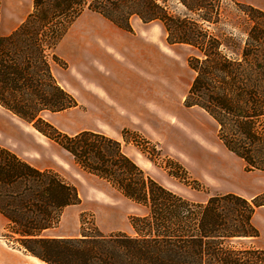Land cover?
Wrapping results in <instances>:
<instances>
[{
	"label": "trees",
	"instance_id": "obj_1",
	"mask_svg": "<svg viewBox=\"0 0 264 264\" xmlns=\"http://www.w3.org/2000/svg\"><path fill=\"white\" fill-rule=\"evenodd\" d=\"M231 1L248 22L243 35H219L202 26L221 20L223 0H179L188 11H205L198 19L171 14L167 0H55L51 5L34 0L26 20L0 36V106L32 123L80 169L147 212L131 217L132 235L97 230L78 237L44 236V230L58 225L64 208L81 202L78 189L57 171L38 169L0 145V212L9 221L4 238L17 237L27 253L46 264H264V249L235 243L260 236L253 217L264 206V193L248 199L230 192L192 201L154 179L123 151L120 141L91 130L70 135L44 118L46 112L78 104L52 71L54 63L66 66L55 49L69 25L90 9L133 31L131 17L137 16L144 23H161L170 44L196 52L188 57L195 75L185 105L214 119L219 139L247 171L264 172V11ZM57 20L60 26L43 43V30ZM44 44L50 47V60V53L43 55ZM122 136L155 162L158 151L151 141L129 129ZM172 161H166L168 173L186 180Z\"/></svg>",
	"mask_w": 264,
	"mask_h": 264
},
{
	"label": "rangeland",
	"instance_id": "obj_2",
	"mask_svg": "<svg viewBox=\"0 0 264 264\" xmlns=\"http://www.w3.org/2000/svg\"><path fill=\"white\" fill-rule=\"evenodd\" d=\"M54 1L45 0L50 5ZM238 1L250 3V0ZM74 4V7L77 8L78 3L75 2ZM167 10L173 15H186L195 19H198V14L205 12L203 10L196 13L188 11L179 0H167ZM219 12L221 13V20L218 23L212 25L202 23V26L219 35L222 32L241 35L248 27L245 15L240 12L233 1L223 0L222 9ZM213 16H216L214 12ZM59 21L57 20L43 30L44 32L41 34L43 43L52 39V30H56L60 26ZM144 28L151 42L160 47L163 59L161 66H156V69H141L143 71L141 75L147 83L153 80L155 84L160 83L161 85V89L156 94L157 98L153 102L156 112L163 116L162 119H168L171 117L164 116V114L170 110L175 114L177 120L173 122L172 130H161L158 124L152 123H146L144 125L145 130H137L140 136L151 141L150 147H156L158 155L154 158L156 159L155 162L132 143L124 145L125 152L159 183L192 201L204 202L211 195L227 192L239 193L250 198V194L257 190L256 186H264L262 182L264 181V173L247 171L242 160L230 152L219 139V126L214 119L197 106L185 105V96L195 75L188 65V57L195 55L196 52L188 45L170 44L167 41L163 25L159 22H152L145 25ZM44 49L46 51L43 52V55L47 57V54L50 53L48 56L50 60V47L44 44ZM55 74L63 83L64 80L68 79L58 65L55 66ZM79 78L81 77L79 76ZM86 87L88 88V86ZM78 100L81 103L80 106L64 111L62 114L48 115L46 119L68 134H74L84 129L99 128L115 137L120 136L118 131L108 124L111 122L110 116L101 114L100 118L99 115L92 114L88 97L81 98L79 96ZM10 126L20 127L23 130L31 129L35 133L33 136L35 145L38 146H35L36 148L28 146L24 149L38 157L42 156L47 161L46 166L54 167L66 181L78 189L81 202L63 209L54 235L80 236L83 232L94 234L97 230L104 234L119 231L134 234L130 219L134 215H144L147 212L146 208L123 197L102 179L84 172L75 164L72 156L60 146L0 107L1 144L13 143L12 133L10 135L8 133ZM188 129L189 131L186 132ZM194 137H198L201 142L197 140L201 144L204 142L206 144L201 147L196 142L191 143L194 142ZM137 140L141 141L140 138ZM19 143L22 145L20 141ZM40 150L43 151V155ZM147 152L152 153V150L148 149ZM167 159L173 160L171 167L186 180L168 173L167 165H165ZM259 215L257 218L264 226V216ZM255 222L257 224V220ZM262 235L263 233L260 231V238L239 239L235 243L238 246L261 245L260 239L264 236ZM16 238L5 239L27 253ZM32 259L34 264H46L38 261L35 257Z\"/></svg>",
	"mask_w": 264,
	"mask_h": 264
},
{
	"label": "crops",
	"instance_id": "obj_3",
	"mask_svg": "<svg viewBox=\"0 0 264 264\" xmlns=\"http://www.w3.org/2000/svg\"><path fill=\"white\" fill-rule=\"evenodd\" d=\"M86 1L90 2L92 0ZM246 4L253 5L264 11V0H250V3ZM33 9L34 0H0V36L11 34L26 20ZM151 23L152 22L144 23L139 17L133 16L131 17L133 31H127L117 26L101 13L85 9L69 25L55 49L56 55L66 63V66L54 63L52 71L57 78L55 74V66L58 65L64 76L68 77V79L64 80V83L58 78L57 80L59 84L77 100L78 104L73 108L80 106L81 103L78 100L79 96L81 98L88 97L92 114L99 115L100 118L101 114L106 115L107 117L110 116L111 122L108 124L118 131L120 136L115 137L99 128L84 130L104 133L105 135L120 141L124 152V145H128L122 136V132L125 129L138 132L137 130H145L144 125L146 123H152L158 124V127H160L161 130L165 129L168 131L172 130L173 122L177 120L175 114L170 110L164 114V116L171 117L168 119H162L163 116L156 112L153 102L157 98L156 94L157 91L161 89V85L160 83L155 84V81L153 80H150L147 83L141 75V72L143 73V68H149L151 70L156 69V66H161L163 59V53L160 47L151 42L145 31L146 29L144 26ZM79 76L81 78H79ZM86 86H88V88ZM0 107L3 108L2 106ZM62 113H64V111L55 113L46 112L44 113V118L46 119V116L48 115L54 116ZM11 114L14 115L13 113ZM16 117L19 118L18 116ZM26 124L33 130L35 129L32 123L26 122ZM13 128L15 127L10 126V132H8L9 135L12 133L13 143H8V145L0 143L1 146L8 148L17 154L19 158L38 169H53L57 171L52 166H46L45 163L47 161L42 156L38 157L24 149L28 146L32 148L38 146L35 145L33 137L35 133H33L31 129L26 128L23 130L20 127ZM187 131H189V129L186 130V132ZM41 135L44 136L43 134ZM197 139L200 140L198 137H194V142H190L193 144L196 142L201 147L206 144L205 142L204 144H201V140L199 142ZM40 151L43 155V151ZM126 154L133 159L128 153ZM133 160L140 166L135 159ZM258 172L264 173L262 171ZM262 182L264 183V181ZM255 188H257V190L253 194H250V198L239 193L237 194L252 199L257 195L264 193V186H256ZM258 215L262 217L264 216V206L257 208L253 217V223L258 228L259 232L261 231L264 235V226L260 223V219L257 218ZM256 220L257 224L255 222ZM8 223V219L0 212V264H34L32 259L34 256L28 255L18 247L10 244L7 239L4 238ZM55 230L56 226L48 228L43 231V235L58 238L78 237L54 235L56 234ZM260 240L261 245L254 247L264 249V236L263 238L261 237ZM38 261L42 262L39 259Z\"/></svg>",
	"mask_w": 264,
	"mask_h": 264
}]
</instances>
